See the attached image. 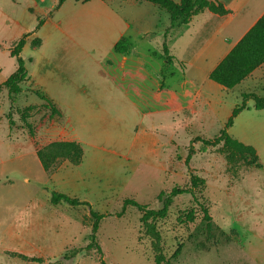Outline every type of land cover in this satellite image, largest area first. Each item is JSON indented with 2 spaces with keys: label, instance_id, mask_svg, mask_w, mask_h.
<instances>
[{
  "label": "rangeland",
  "instance_id": "rangeland-1",
  "mask_svg": "<svg viewBox=\"0 0 264 264\" xmlns=\"http://www.w3.org/2000/svg\"><path fill=\"white\" fill-rule=\"evenodd\" d=\"M255 1L230 0L232 23L248 18ZM56 3L0 0V83L16 68L11 47L27 29L34 30L38 18H45L43 26L26 38L21 52L26 66L37 74V83L40 78L43 82L34 87L28 74L19 93L10 95L7 88L0 89V264H99L95 250L65 257L87 244L90 215L85 206L51 205L53 191L87 201L92 210L106 214L96 233L104 264H156L141 213L131 207L121 216L115 212L124 198L158 208L159 192L186 186L190 173L204 180L195 194L197 201L187 194L178 196L167 216L155 221L165 255L161 264H264V109H254L248 99V109L227 130L232 138L256 149V166L249 165L247 155H230L229 161L222 145L204 147L193 141L197 136H217L243 93L264 96V64L231 89L215 83L217 116L200 127L178 126L169 113L148 118L144 106L136 109L126 101L136 99L132 93L123 97L126 100L114 98L109 110L92 108L86 103L93 97L94 87L89 84L95 68L88 64L86 50H94L96 58L118 54L103 35L102 25H86L95 16L77 8L79 2L67 0L54 9ZM163 16L166 19L167 13ZM200 24L195 19L177 41L181 57L200 58L202 42L196 38L193 49H185L184 39L193 38ZM35 37L41 39L39 46L31 43ZM146 48L161 51L160 38L150 35L139 47ZM160 66L156 58L151 68ZM181 69L179 63L169 68L175 76ZM35 92L55 95L60 110L53 105L59 113ZM151 132L156 144L145 138ZM57 139L79 142L83 159L78 165L62 162L47 173L33 150ZM190 148L193 153L187 159ZM152 150L161 157L156 158ZM199 203L208 209L210 219L204 218ZM190 209L195 219L180 221ZM13 254L41 257L43 262Z\"/></svg>",
  "mask_w": 264,
  "mask_h": 264
},
{
  "label": "crops",
  "instance_id": "crops-1",
  "mask_svg": "<svg viewBox=\"0 0 264 264\" xmlns=\"http://www.w3.org/2000/svg\"><path fill=\"white\" fill-rule=\"evenodd\" d=\"M219 1L228 10L226 14L219 15L204 10L194 15L187 24L177 22L173 26H171L169 12L148 1L91 0L85 3L79 2L80 6H76L77 8L86 10V14L95 16L91 21L86 22V25H91L92 22L98 26L102 25L103 35L110 41V47L113 50L121 37H125L129 43L126 52L119 53L114 50L118 56L112 57L104 55L96 58L93 56L94 50H86L87 62L95 68L93 84H89L94 87L91 90L93 97L89 98L86 105L91 107L93 105L92 108L106 111L110 109L109 106L114 105L115 99L121 101L124 96L128 97L132 93L136 99L129 101L123 99L136 109L144 106L148 118L157 114L169 113L178 126L194 128L200 127L208 119H213V115L216 117L219 101L213 92L218 89V86L210 80L209 74L264 13V0H257L248 18L244 16L238 22L232 23L235 16L229 7L230 0ZM163 13H167L166 19ZM195 19H200L201 24L196 28L193 38H184L185 49H193L197 38L203 44L200 51L201 56L198 59L192 55L181 57L177 41L184 37ZM167 28H169L166 37L169 60H166L162 51L163 33ZM28 30L25 33H34L33 30ZM150 35L160 38L161 51H153L149 48L143 51L139 49L140 45L147 42ZM156 58L159 59L161 66L157 69L151 68ZM32 59L30 64L34 62L33 57ZM176 63L181 64L182 68L177 76L169 70L170 66ZM27 70L34 87H39V84L43 82L41 78L40 83H37V74L30 71L29 67ZM85 92L86 89L83 87V93ZM45 95L60 110V103L55 95ZM145 138H149L148 140L154 144H156L155 141L158 142L154 132ZM1 144H3L2 140H0ZM152 151L156 158L161 157L159 152ZM33 152L36 154V150Z\"/></svg>",
  "mask_w": 264,
  "mask_h": 264
},
{
  "label": "trees",
  "instance_id": "trees-1",
  "mask_svg": "<svg viewBox=\"0 0 264 264\" xmlns=\"http://www.w3.org/2000/svg\"><path fill=\"white\" fill-rule=\"evenodd\" d=\"M66 0H57L54 9H57ZM77 2H88L91 0H74ZM148 1L158 5L161 8L166 9L169 12L171 26L174 23L187 24L189 20L204 10H208L212 13L219 15L226 14L228 10L224 7L223 3L219 0H139ZM45 21V18H38L34 30L39 29ZM32 32L24 33L17 39L14 45L10 49L9 55L15 59V70L0 83V89L2 87L7 88L10 95L17 94L21 91L20 84L28 78V70L25 60L21 56L22 48L26 42V38ZM169 33L167 28L163 33L162 51L166 60L168 57V46L166 37ZM33 46H39L41 39L35 37L31 41ZM129 46L128 40L125 37H121L114 46V50L119 53L127 51ZM1 49V44H0ZM28 61H33L29 58ZM264 63V13L261 17L247 30V32L241 37V39L231 48V50L219 61L215 68L210 72L209 78L213 82L217 83L223 88L231 89L245 80L255 69L260 67ZM35 94L42 100L46 101L51 107L53 112L59 113L55 108L52 101L38 92ZM11 99V98H10ZM248 99L253 100V108L256 110L264 109V96H259L254 92H246L242 94V102L231 111V115L224 123L223 127L219 130L217 136L213 138H203L197 136L193 141H200L204 147H214L222 145L228 151L227 158L231 161L230 155L249 156V165H258V156L256 149L250 144H244L228 134V129L233 125L234 118L244 109H248L246 101ZM9 128L13 125V121L8 114ZM33 135V134H32ZM192 149H189L187 159L190 158ZM36 155L42 165V168L47 173L55 171L62 162H67L70 165H78L83 159V148L77 141L72 140H55L51 141L41 147H37ZM204 186V180L197 175L190 173L188 184L186 186L174 185L168 191H161L157 195V200L160 203L158 208H150L145 204H141L134 198H124L122 201L121 209L115 212V215L121 216L124 210L128 207L135 208L141 213V222L144 235L150 240V246L154 254L156 264H161L165 261V255L163 252L162 236L155 221L165 218L173 203V200L181 195H190L195 200V194ZM50 204L58 205L65 203L72 207L85 206L88 208L90 215V232L88 234V242L83 248L73 249L69 251L66 258H72L81 250H95L100 257L99 264H104L101 259L102 251L97 241L96 233L99 227V222L106 214L99 213L91 209L90 204L87 201L79 200L76 197H71L62 192L53 191L50 194ZM197 201V200H196ZM204 215L205 219H210L208 215V209L201 203L198 204ZM180 221L192 222L195 219V211L190 209L186 211L183 216L178 218ZM21 258L22 260H31L33 262H43L41 257L28 258L22 254H13Z\"/></svg>",
  "mask_w": 264,
  "mask_h": 264
}]
</instances>
